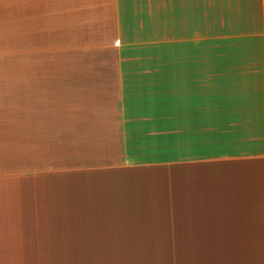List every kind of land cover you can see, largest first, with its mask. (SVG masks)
Instances as JSON below:
<instances>
[{"label": "crops", "instance_id": "obj_1", "mask_svg": "<svg viewBox=\"0 0 264 264\" xmlns=\"http://www.w3.org/2000/svg\"><path fill=\"white\" fill-rule=\"evenodd\" d=\"M83 1L39 68L0 0V264H264V0Z\"/></svg>", "mask_w": 264, "mask_h": 264}, {"label": "rangeland", "instance_id": "obj_2", "mask_svg": "<svg viewBox=\"0 0 264 264\" xmlns=\"http://www.w3.org/2000/svg\"><path fill=\"white\" fill-rule=\"evenodd\" d=\"M10 1L5 0L6 6ZM87 6L83 0H36L35 59L39 68L47 63H55L59 68L61 62L92 60L96 55L99 40L92 38L87 23L83 22ZM64 16L67 21H62ZM5 32L7 65L13 60L11 25L7 21Z\"/></svg>", "mask_w": 264, "mask_h": 264}]
</instances>
